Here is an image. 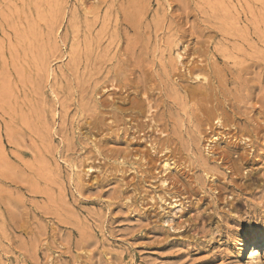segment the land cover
I'll return each mask as SVG.
<instances>
[{
    "label": "rangeland",
    "instance_id": "374dc122",
    "mask_svg": "<svg viewBox=\"0 0 264 264\" xmlns=\"http://www.w3.org/2000/svg\"><path fill=\"white\" fill-rule=\"evenodd\" d=\"M111 81L177 102L153 167ZM0 264H264V0H0Z\"/></svg>",
    "mask_w": 264,
    "mask_h": 264
},
{
    "label": "bare ground",
    "instance_id": "6f19581e",
    "mask_svg": "<svg viewBox=\"0 0 264 264\" xmlns=\"http://www.w3.org/2000/svg\"><path fill=\"white\" fill-rule=\"evenodd\" d=\"M138 20V19H137ZM125 21V20H123ZM128 24V23H127ZM132 24V23H131ZM136 25V24H134ZM132 26V25H131ZM133 28V27H132ZM134 30V29H133ZM135 34V33H134ZM135 38V37H134ZM129 40V39H128ZM177 42V41H176ZM141 47V46H139ZM183 54V53H182ZM74 56V55H73ZM177 57V58H176ZM176 59L178 60V58L182 57L181 55H176ZM75 59V58H74ZM119 61V60H118ZM178 62V61H177ZM180 62V61H179ZM181 65V63H179ZM213 66V65H212ZM184 67V66H183ZM182 68V66H181ZM213 68V67H212ZM145 69V67H144ZM141 70V69H140ZM154 70V69H153ZM149 71V69H145V70H142V75H145V76H152V71ZM165 69H163L164 71ZM162 71V72H163ZM167 70L164 71V74ZM189 71V70H188ZM154 72V71H153ZM215 72V71H214ZM188 73V72H187ZM163 74V73H162ZM189 75V74H188ZM156 76V75H154ZM170 76V75H169ZM166 77H168L166 75ZM193 77V76H192ZM203 77V76H202ZM205 77V76H204ZM203 77V78H204ZM155 78V77H154ZM180 78V77H179ZM160 79V78H159ZM163 79V78H162ZM168 79V78H167ZM189 79V78H188ZM193 79V78H192ZM112 80V79H111ZM205 81V79H203ZM141 81V79H140ZM138 81V82H140ZM154 81V80H153ZM169 81V80H168ZM112 82V81H111ZM170 82V81H169ZM211 83V82H210ZM162 84V83H160ZM166 85V84H165ZM170 85V84H169ZM154 86V84H153ZM157 86V85H156ZM159 86V85H158ZM157 86V87H158ZM181 86L183 87V85L181 84ZM180 85H178V90L181 88ZM172 87V86H171ZM110 90H111V94H114L116 96H119V97H122L124 95V93L126 92L127 95H125V97L123 96V99H120L121 100V104L120 106H125L127 105L128 106V109L130 110L129 112H131L132 114H135V118L136 119H143L141 117H145V123L141 124L138 128V131H141V132H144L145 130H147V133H149V135H153V134H158L157 135V140H155L153 138L152 142H150V144L148 145L149 149L147 151H145L144 153H142L141 155V159H138V162L137 164L141 166H143L142 164H139L141 163V161L144 163L143 159H145V161L148 163V165H150V167L152 166L153 167V163L155 160H158L160 161L161 158H163V156L165 155L166 151H168V147L167 146V143L169 144V140H170V136L171 134L176 131L177 128H175L176 125H173L175 124V122H173L170 126V123H169V120L171 119V115H169V111H166V110H175V105L176 104L175 102L171 103V106L170 105V102L168 101L167 98H169V93L167 92H164L162 91L161 89H152L150 88V86L146 87L145 85L143 86H131L129 85L128 83H122V82H117L116 84H114L112 82L111 86H110ZM161 88V87H160ZM164 89V88H163ZM170 89V88H169ZM173 89V88H171ZM184 89V87H183ZM176 90V89H174ZM185 90V89H184ZM188 90V89H187ZM129 91V92H128ZM156 92L158 93V97L156 99H152V96L154 95L153 92ZM173 91V90H172ZM190 92H192V90H189ZM141 92L143 93V96H145L143 99H141ZM170 92V90L168 91ZM179 94V93H178ZM192 94V93H191ZM131 95H132V98H131ZM193 95V94H192ZM101 96V95H100ZM171 96V95H170ZM180 96V95H178ZM182 97V96H181ZM186 96H184V99H185ZM189 97V96H188ZM174 98V97H172ZM170 98V99H172ZM177 98V97H175ZM174 98V99H175ZM183 98V97H182ZM192 98V97H191ZM169 99V100H170ZM104 100V99H103ZM103 100L100 101V99L96 100V104L98 105V108H101V111H103L104 109H107L109 108V111H114L116 109H119V107H116V104L117 103H109L107 105H105L103 103ZM119 100V99H118ZM186 100V99H185ZM176 101V100H174ZM181 101V99H180ZM183 101V99H182ZM187 101V100H186ZM185 102V101H184ZM182 104V102H180ZM179 104V103H178ZM185 104H187L185 102ZM185 106V105H184ZM178 107V106H177ZM180 108L182 106H179ZM180 108L178 110H180ZM177 110V109H176ZM184 111H186L185 109H182ZM182 110H180L182 112ZM180 111H177L176 113L177 114H180L181 112ZM180 112V113H179ZM175 114V113H174ZM188 114V113H186ZM181 115V114H180ZM184 116V114H182ZM110 116V115H109ZM180 118H182L180 116ZM179 118V123L182 125V122ZM175 120V119H174ZM184 120V118H183ZM171 121V120H170ZM200 123V121H199ZM178 127H180V125H178ZM182 129V128H181ZM179 132H180V128H179ZM199 132V131H198ZM180 134V133H179ZM142 135V134H141ZM148 135V136H149ZM175 135V134H174ZM178 135V133H177ZM173 136V135H172ZM176 136V135H175ZM179 136V135H178ZM182 137V136H181ZM149 138V137H148ZM192 138V137H191ZM197 138V137H196ZM173 140V139H172ZM143 141V140H142ZM174 141V140H173ZM141 142V141H140ZM174 142H172L171 144H173ZM182 143V142H181ZM188 143V142H187ZM138 145V144H136ZM166 145V146H165ZM175 145V144H173ZM172 145V146H173ZM198 145V144H197ZM253 145V144H252ZM251 145V146H252ZM176 146V145H175ZM223 150V149H221ZM138 152V151H137ZM160 155V156H159ZM131 158V157H130ZM207 159V158H205ZM120 161V160H119ZM195 161V160H194ZM199 161V160H198ZM171 162V161H170ZM134 165V164H133ZM159 165V164H158ZM163 166V172L165 171H170L171 169H174V168H171V164H167L166 162ZM201 165V164H200ZM136 167V166H135ZM144 167V166H143ZM218 169V168H217ZM141 170V169H140ZM131 171V170H130ZM200 171V170H199ZM135 173V172H134ZM142 175V173H141ZM195 175V174H194ZM161 176V175H160ZM206 176V175H205ZM197 178V177H196ZM157 179V178H156ZM176 176H171V174H165V175H162L161 177H159L158 179V182L161 183V188H164V190H166V192L168 193V196L170 197H179L180 195V191L175 189L174 191H172L171 189L174 188L175 186V183H173L175 180H176ZM201 178L197 179V180H200ZM153 181V180H152ZM206 182L205 180H200V185H204ZM158 185V184H156ZM172 185V188L170 189L169 186ZM155 188L152 190V192H155ZM172 191V192H171ZM185 192L186 193H189V194H194L196 193V187L194 188H191V187H186L185 188ZM155 194V193H154ZM218 194V193H217ZM166 195V193L163 194V196ZM160 196V195H159ZM158 197V196H156ZM164 197H160V200H162ZM172 199V198H171ZM213 199V198H212ZM175 200V199H174ZM164 202V201H163ZM170 204V203H169ZM263 243V240H262V237H257L255 238V240H251V241H246L242 244V252H247L248 254V261L252 262L255 260L256 258V255H258V252L255 251L256 247H258L260 244Z\"/></svg>",
    "mask_w": 264,
    "mask_h": 264
}]
</instances>
